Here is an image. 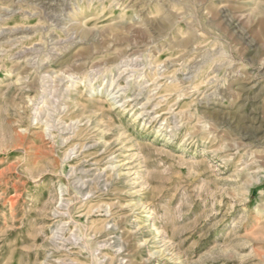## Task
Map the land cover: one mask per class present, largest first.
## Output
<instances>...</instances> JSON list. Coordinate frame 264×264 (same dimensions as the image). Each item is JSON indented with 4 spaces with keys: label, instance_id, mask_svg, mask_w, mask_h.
<instances>
[{
    "label": "rangeland",
    "instance_id": "374dc122",
    "mask_svg": "<svg viewBox=\"0 0 264 264\" xmlns=\"http://www.w3.org/2000/svg\"><path fill=\"white\" fill-rule=\"evenodd\" d=\"M0 264H264V0H0Z\"/></svg>",
    "mask_w": 264,
    "mask_h": 264
}]
</instances>
